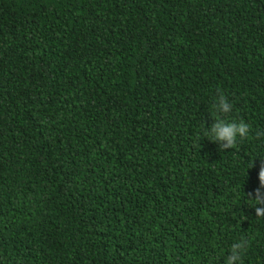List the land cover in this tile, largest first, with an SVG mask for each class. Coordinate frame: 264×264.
<instances>
[{"label":"trees","instance_id":"trees-1","mask_svg":"<svg viewBox=\"0 0 264 264\" xmlns=\"http://www.w3.org/2000/svg\"><path fill=\"white\" fill-rule=\"evenodd\" d=\"M258 130L264 0H0V264H264Z\"/></svg>","mask_w":264,"mask_h":264},{"label":"clouds","instance_id":"clouds-1","mask_svg":"<svg viewBox=\"0 0 264 264\" xmlns=\"http://www.w3.org/2000/svg\"><path fill=\"white\" fill-rule=\"evenodd\" d=\"M233 105L222 89H217L216 96L210 108V114L214 123L211 128H208L205 123L197 133L196 145L200 147L199 142L207 138L210 142L218 143L220 151H227L237 147L238 141H244L253 135L252 125L243 119H236L232 116ZM255 138L264 137V130H258L254 133ZM255 164L251 167L253 168ZM260 188L255 193H248L249 199L247 202L255 208L256 217L264 218V163L259 170ZM249 241L246 237H241L238 242H235L230 247V253L227 255L225 264H242L243 256L245 255Z\"/></svg>","mask_w":264,"mask_h":264}]
</instances>
